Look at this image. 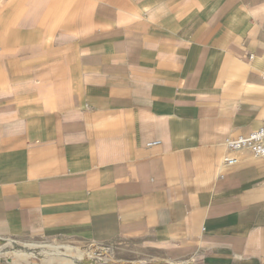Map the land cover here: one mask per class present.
Returning <instances> with one entry per match:
<instances>
[{"label": "crops", "instance_id": "obj_1", "mask_svg": "<svg viewBox=\"0 0 264 264\" xmlns=\"http://www.w3.org/2000/svg\"><path fill=\"white\" fill-rule=\"evenodd\" d=\"M263 73L264 0H0V238L264 264Z\"/></svg>", "mask_w": 264, "mask_h": 264}, {"label": "rangeland", "instance_id": "obj_2", "mask_svg": "<svg viewBox=\"0 0 264 264\" xmlns=\"http://www.w3.org/2000/svg\"><path fill=\"white\" fill-rule=\"evenodd\" d=\"M58 244V246H68L72 247V251L76 250L83 252L84 260L78 262L77 264H110L111 261V250L108 246L103 245L101 248H105V252L101 255H92L90 257L87 252L91 249H99L100 246L93 245L90 243H85L82 245H73L72 243L60 242L57 240H48L45 238L36 239H15L12 237L0 238V264H63V260L58 255L51 256L50 254L44 253L43 251L26 250L27 247H33L36 245L44 246L45 248L53 247V245ZM38 246V247H39ZM59 250H63V247H58ZM62 248V249H60ZM76 248V249H73ZM26 253V254H25Z\"/></svg>", "mask_w": 264, "mask_h": 264}, {"label": "built area", "instance_id": "obj_3", "mask_svg": "<svg viewBox=\"0 0 264 264\" xmlns=\"http://www.w3.org/2000/svg\"><path fill=\"white\" fill-rule=\"evenodd\" d=\"M264 80V73L262 74ZM226 147L231 150L247 148L251 150L254 156L264 158V121L260 127L250 131L247 135H239L233 139L226 141ZM222 161L225 164L233 165L235 158L223 157ZM179 264H186L185 261L178 262Z\"/></svg>", "mask_w": 264, "mask_h": 264}, {"label": "bare ground", "instance_id": "obj_4", "mask_svg": "<svg viewBox=\"0 0 264 264\" xmlns=\"http://www.w3.org/2000/svg\"><path fill=\"white\" fill-rule=\"evenodd\" d=\"M39 245H36V246H33L32 247H27L26 246V250H35L36 251V248H38V251H43L44 253H47V254H50L51 256L53 255H58L59 257L62 258L63 260V264H77L78 262H81L84 260V255L85 253L83 252H80L78 250H76L77 252L75 251H72V247H68V246H58V244L56 245H53V247H48V248H45L44 246H39ZM58 247H63V250H59ZM62 249V248H60ZM103 251V249H91L90 252H87L90 257L92 255H94L95 253H97L98 251ZM94 257V256H92Z\"/></svg>", "mask_w": 264, "mask_h": 264}]
</instances>
